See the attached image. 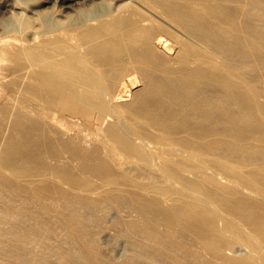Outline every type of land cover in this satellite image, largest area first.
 Returning a JSON list of instances; mask_svg holds the SVG:
<instances>
[{
	"label": "bare ground",
	"instance_id": "1",
	"mask_svg": "<svg viewBox=\"0 0 264 264\" xmlns=\"http://www.w3.org/2000/svg\"><path fill=\"white\" fill-rule=\"evenodd\" d=\"M0 20V264H264V0H0Z\"/></svg>",
	"mask_w": 264,
	"mask_h": 264
},
{
	"label": "rangeland",
	"instance_id": "2",
	"mask_svg": "<svg viewBox=\"0 0 264 264\" xmlns=\"http://www.w3.org/2000/svg\"><path fill=\"white\" fill-rule=\"evenodd\" d=\"M24 14L21 15V17H19V20L22 22V19L24 18L25 19V15L23 16ZM23 19V20H24ZM4 24V25H3ZM5 24H10V21L6 20V21H1L0 20V28H2L3 26H5ZM13 26V25H11ZM257 67H259L258 65L256 66L255 70H257V72L255 71V74H259V72H264L263 70L260 71L261 67H259V69H257ZM260 75V74H259ZM259 75H257L259 77ZM263 75V76H262ZM260 79L264 78V74L261 73V76L259 77ZM258 80L257 83H260L262 84V89L259 88V94L256 96L254 95H251V99L253 101V105L254 107H257V108H261L262 109V112H264V95L262 96V94H264V87H263V80ZM261 84H258V85H261ZM249 93L251 94V92L249 91ZM253 96V97H252ZM261 97V98H260ZM260 98V99H259ZM256 101V102H255ZM262 115V116H261ZM260 117L262 119H264V114H261ZM6 170V171H5ZM3 173L4 172H7L5 173L4 175L8 178H10V173L8 172L7 169H4L2 171ZM9 175V176H8ZM17 183H20L21 181L19 179H16L15 180ZM119 215V213H117V211L115 209H109L108 212L104 215V219H103V222L104 223V231L102 233V236H101V239H100V242H101V246H102V249L106 252V253H110L112 255V257H119V258H122L125 256V253L126 252H129V247H128V243L126 242L125 240V237H121L120 236V233H119V230L117 227L114 226V221H116V217ZM118 230V232L116 231ZM119 233V234H118ZM116 237V238H115ZM114 239H117V240H114ZM114 243V244H113ZM113 246V247H112ZM113 250V251H112ZM240 252V251H239ZM238 253V252H237ZM128 253H126L127 255ZM116 255V256H114ZM117 257V259H119Z\"/></svg>",
	"mask_w": 264,
	"mask_h": 264
}]
</instances>
